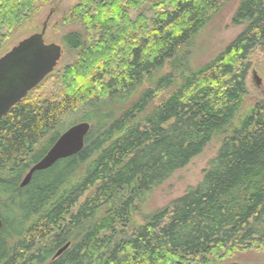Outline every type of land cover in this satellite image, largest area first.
I'll return each instance as SVG.
<instances>
[{
    "label": "trees",
    "instance_id": "1",
    "mask_svg": "<svg viewBox=\"0 0 264 264\" xmlns=\"http://www.w3.org/2000/svg\"><path fill=\"white\" fill-rule=\"evenodd\" d=\"M54 1L0 0V53ZM235 1L77 0L62 12L70 62L0 119V264H224L262 249L264 99L242 107L264 56V0H238L241 32L190 66L198 35ZM81 110L83 149L20 188ZM213 141L201 183L144 215Z\"/></svg>",
    "mask_w": 264,
    "mask_h": 264
},
{
    "label": "rangeland",
    "instance_id": "2",
    "mask_svg": "<svg viewBox=\"0 0 264 264\" xmlns=\"http://www.w3.org/2000/svg\"><path fill=\"white\" fill-rule=\"evenodd\" d=\"M76 2L77 0H55L43 7L38 16L14 36L5 51L9 50L25 38L39 33L44 24H46V31L44 35L45 43L56 44L61 47L59 43L60 38L62 34L69 31L70 28L55 31L54 26L60 20L62 12L75 5ZM237 3L238 0L234 3H229V5H227L223 11L215 16L206 28L198 35L190 62L192 69L205 64L217 54L222 52V50L241 32L242 27H233L230 24V19ZM5 51L0 53V57L6 53ZM70 60V56L66 55L62 49L61 58L54 70L62 69L70 62ZM251 62V67L246 78L247 95L242 107L243 112L253 106L257 101L264 99V56L259 57L257 54H254ZM83 116V110H81L68 117L64 122L65 127L73 122H76V124L88 123L80 121ZM76 124H73L72 126ZM72 126H68L66 129H69ZM217 149L218 143L213 141L201 155L194 158L184 169L174 173L168 181H166L159 188L153 190L146 198L145 203L142 206V213L144 215H148L164 208L173 200L181 197L188 188L196 187L199 183H201L203 173L207 169L210 160L215 157ZM134 220L141 223V216L136 213L134 215ZM228 263L264 264V245L261 250H252L251 252L244 254H237L231 259V261H227L224 264Z\"/></svg>",
    "mask_w": 264,
    "mask_h": 264
},
{
    "label": "water",
    "instance_id": "3",
    "mask_svg": "<svg viewBox=\"0 0 264 264\" xmlns=\"http://www.w3.org/2000/svg\"><path fill=\"white\" fill-rule=\"evenodd\" d=\"M45 31L46 24L39 33L18 42L0 57V119L57 67L61 49L56 44L45 43ZM89 130L90 126L82 123L65 131L55 147L29 170L21 188L29 183L35 172L48 169L57 161L78 154L84 147ZM1 228L0 220V230ZM67 247L68 245L59 250L55 257Z\"/></svg>",
    "mask_w": 264,
    "mask_h": 264
},
{
    "label": "bare ground",
    "instance_id": "4",
    "mask_svg": "<svg viewBox=\"0 0 264 264\" xmlns=\"http://www.w3.org/2000/svg\"><path fill=\"white\" fill-rule=\"evenodd\" d=\"M57 46H58V45H57ZM59 47H60V46H59ZM60 49H61V47H60ZM61 54H62V49H61ZM60 58H61V55H60ZM60 58H59V60H60ZM58 62H59V61H58ZM79 124H82V123H79ZM83 124H88V123H83ZM76 125H78V124H76ZM76 125H74V126H76ZM88 125H89V124H88ZM89 126H90V125H89ZM72 127H73V126H72ZM70 128H71V127H70ZM67 130H68V129H67ZM67 130H66V131H67ZM64 132H65V131H64ZM64 132H63V133H64ZM63 133H62V134H63ZM62 134H61V135H62ZM61 135H60V136H61ZM60 136L57 138V140H56L55 143L52 145V147L47 151V153L44 155V157H45V156H46V155L52 150V148L55 147V145H56L57 142L59 141ZM44 157H43V158H44ZM43 158H42V159H43ZM68 158H69V157H68ZM42 159H41V160H42ZM65 159H67V158H65ZM41 160H40V161H41ZM61 160H64V159H61ZM40 161H39V162H40ZM59 161H60V160H59ZM57 162H58V161H57ZM57 162H56V163H57ZM37 163H38V162H37ZM37 163H36V164H37ZM34 165H35V164H34ZM34 165H33V166H34ZM33 166H32V167H33ZM32 167H31V168H32ZM31 168H30V169H31ZM50 168H51V167H50ZM50 168H48V169H50ZM30 169H29V170H30ZM48 169H45V170H48ZM29 170H28V172H29ZM45 170H42V171H45ZM28 172H27V173H28ZM38 172H41V171H38ZM27 173H26V174H27ZM25 176H26V175H25ZM25 176H24V178H25ZM24 178H23V179H24ZM23 179H22V181H23ZM21 184H22V182L20 183V188H21ZM26 186H27V185H26ZM24 187H25V186H24ZM22 188H23V187H22ZM66 245H68V247H69V244H66ZM66 245H65V246H66ZM65 246H63V247H65ZM63 247H62V248H63ZM68 247H67V248H68ZM62 248H61V249H62ZM61 249H60V250H61ZM58 251H59V250H58ZM64 251H65V250H64ZM64 251H63V252H64ZM63 252H62V253H63ZM62 253H61V254H62ZM56 254H57V253H56ZM56 254H55V255H56ZM61 254H60V255H61ZM60 255H59V256H60ZM54 257H55V256H54ZM55 258H56V257H55Z\"/></svg>",
    "mask_w": 264,
    "mask_h": 264
}]
</instances>
